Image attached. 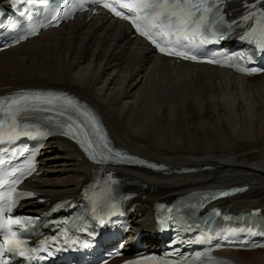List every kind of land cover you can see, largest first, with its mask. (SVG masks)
Masks as SVG:
<instances>
[{
  "label": "bare ground",
  "instance_id": "bare-ground-1",
  "mask_svg": "<svg viewBox=\"0 0 264 264\" xmlns=\"http://www.w3.org/2000/svg\"><path fill=\"white\" fill-rule=\"evenodd\" d=\"M22 88L61 89L83 99L114 143L129 153L175 170L211 167L169 175L117 170L135 183L130 190L138 194L132 200L140 215L137 231L152 224L154 202L207 189L247 186L221 207L264 211V74L247 78L227 69L171 63L133 38L125 25L99 17L76 19L0 52V94ZM48 146L43 173L30 189L53 203L77 195L93 167L68 141ZM241 253L223 252L242 264H264V250L243 253L247 259Z\"/></svg>",
  "mask_w": 264,
  "mask_h": 264
},
{
  "label": "snow or ice",
  "instance_id": "snow-or-ice-1",
  "mask_svg": "<svg viewBox=\"0 0 264 264\" xmlns=\"http://www.w3.org/2000/svg\"><path fill=\"white\" fill-rule=\"evenodd\" d=\"M101 6L115 16L128 20L135 27L137 33L149 40L155 47L161 52L169 56H177L186 60H196L195 55H190L187 51H177L169 47L162 46L157 38L165 39L167 37H176L175 43H179L181 39L192 42L193 38L199 33L203 35L201 29H206L207 27V16L206 14L212 9L206 2V0H201V3H193L192 0H99ZM247 7V5H246ZM252 7H255L253 5ZM127 10L128 14H125ZM199 13V15H197ZM252 13H249L248 17H243V19H249ZM35 31V30H33ZM168 43L173 41L168 40ZM206 42L205 39L201 40V43ZM187 47V45H184ZM214 62V61H209ZM257 69H251V72H256ZM18 103L13 101L9 104V109H11L12 104ZM15 116L13 114V121ZM71 128L72 125H69ZM11 132H16V127L14 123L10 125ZM8 135V139H14L15 137ZM19 133H17L18 135ZM86 143L88 147L92 148V141L87 140ZM107 147V145H105ZM108 151H112L108 149ZM115 155L119 156L120 153L116 152ZM95 160V156H92ZM0 163H3L0 161ZM150 167H156L155 165H149ZM15 175V174H13ZM19 178L14 180L12 183H19ZM7 183V181H5ZM16 193V195H27L32 196L31 192L28 193H17L16 188L12 187L11 191L8 193L9 198L11 195ZM222 195H227V193H222ZM15 201L13 200L12 203ZM8 228L10 235L4 237L3 243H0V254L3 253H15L21 257L27 259H33L34 254L41 249L38 248H26L25 242L18 239L15 232L11 231V225L20 224L19 219H9ZM103 223V220H101ZM202 242V241H200ZM133 264V262H129ZM135 264H140L139 261Z\"/></svg>",
  "mask_w": 264,
  "mask_h": 264
},
{
  "label": "rangeland",
  "instance_id": "rangeland-1",
  "mask_svg": "<svg viewBox=\"0 0 264 264\" xmlns=\"http://www.w3.org/2000/svg\"><path fill=\"white\" fill-rule=\"evenodd\" d=\"M127 127H128V125H126ZM218 151H219V153H222L223 152V150L221 149V148H218ZM52 162H57L58 160L57 159H52L51 160ZM241 257H243V258H245V259H247V258H249V256H248V254H243V253H241Z\"/></svg>",
  "mask_w": 264,
  "mask_h": 264
}]
</instances>
